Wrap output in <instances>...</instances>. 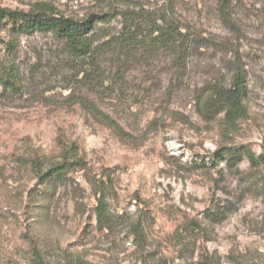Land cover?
<instances>
[{
	"label": "rangeland",
	"instance_id": "1",
	"mask_svg": "<svg viewBox=\"0 0 264 264\" xmlns=\"http://www.w3.org/2000/svg\"><path fill=\"white\" fill-rule=\"evenodd\" d=\"M40 3L103 18L99 53L75 61L51 33H0V77H18L13 88L0 80V264H31L35 252L46 264H264V0L0 7ZM131 12L173 17L176 47L198 42L197 51L179 62L170 48L118 45ZM237 73L246 115L228 129L224 112L207 107Z\"/></svg>",
	"mask_w": 264,
	"mask_h": 264
},
{
	"label": "trees",
	"instance_id": "2",
	"mask_svg": "<svg viewBox=\"0 0 264 264\" xmlns=\"http://www.w3.org/2000/svg\"><path fill=\"white\" fill-rule=\"evenodd\" d=\"M124 17L123 31L121 35L116 38V43L118 45L121 44L128 48H134L137 45L170 48L178 56L179 62H185L188 57L197 51L198 42L193 45L189 44L187 49H183L181 46L176 47L179 41L176 37L180 29L177 27L173 17L168 19L166 16H163L151 21L148 19L144 20L143 16L134 12L126 13ZM102 19L101 17L91 16L85 20H76L72 17L60 14L46 3L37 4L30 11L12 10L0 7V33L7 27H9L10 34L14 39L21 35H29L36 32L51 33L64 42L68 54L75 61L94 62L93 60L97 58L99 53L95 47L94 32L97 23ZM161 21L165 24L157 25L158 22ZM144 24L151 26L147 36L140 33ZM180 36L186 40H190L189 35ZM10 46L11 52H14L16 49L15 43L12 42ZM9 78L10 79L5 80L0 77V80L4 85H9L12 88L15 87L18 77L14 71H11ZM245 92L244 78L240 73H237L230 86L214 88L212 102L210 103L211 107H207V112L212 111L213 108H219L220 112H224L226 127L228 129H234L238 122L246 115ZM90 108H92V111L101 117L110 127L120 130L117 123L110 116L101 113L96 108ZM247 156L251 166L258 167L260 159L256 158V156L251 153H248ZM62 170H64L63 166L58 169L59 172ZM105 214V205L100 201L98 207L100 222H103ZM135 234L139 237L142 235L139 226L136 227ZM31 264H46V262L38 252H35Z\"/></svg>",
	"mask_w": 264,
	"mask_h": 264
}]
</instances>
